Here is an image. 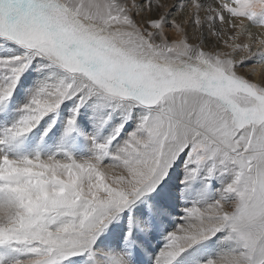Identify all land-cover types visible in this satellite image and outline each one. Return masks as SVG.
Segmentation results:
<instances>
[{
    "label": "snow or ice",
    "instance_id": "snow-or-ice-1",
    "mask_svg": "<svg viewBox=\"0 0 264 264\" xmlns=\"http://www.w3.org/2000/svg\"><path fill=\"white\" fill-rule=\"evenodd\" d=\"M0 264H264V0H0Z\"/></svg>",
    "mask_w": 264,
    "mask_h": 264
},
{
    "label": "bare ground",
    "instance_id": "bare-ground-1",
    "mask_svg": "<svg viewBox=\"0 0 264 264\" xmlns=\"http://www.w3.org/2000/svg\"><path fill=\"white\" fill-rule=\"evenodd\" d=\"M177 173H179V175L182 174V173H180L179 171H177ZM177 188H178V185H176V187H174V186H171V185H170V182H169V184H168V190H169V191H175ZM181 207H182V205H181L179 202H177V203L174 205V216L172 217V220H173V221L175 220L176 216L180 213V209H181ZM172 226H173L172 223H170V224L168 225L169 230H171ZM156 245H157V244H156ZM156 245L152 246V248H153V249H157Z\"/></svg>",
    "mask_w": 264,
    "mask_h": 264
},
{
    "label": "rangeland",
    "instance_id": "rangeland-1",
    "mask_svg": "<svg viewBox=\"0 0 264 264\" xmlns=\"http://www.w3.org/2000/svg\"><path fill=\"white\" fill-rule=\"evenodd\" d=\"M180 177H181V175H179V173H175L174 175H173V177L171 178V180L169 181L170 182V185L171 186H174V187H176V185H178L179 186V180H180ZM160 240L159 239H156V240H153L152 241V245L151 246H154V245H156V247H157V249L159 248V245H160ZM157 249H153V250H157Z\"/></svg>",
    "mask_w": 264,
    "mask_h": 264
}]
</instances>
